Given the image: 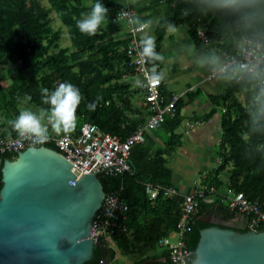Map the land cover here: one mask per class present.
Segmentation results:
<instances>
[{"label": "trees", "instance_id": "16d2710c", "mask_svg": "<svg viewBox=\"0 0 264 264\" xmlns=\"http://www.w3.org/2000/svg\"><path fill=\"white\" fill-rule=\"evenodd\" d=\"M47 1L49 5L44 0H0V132L4 136H18L8 121L19 115L21 105L26 103L48 108V105L42 104L40 90L48 88L51 91L61 83H71L79 89L82 97L75 112V127L71 133L79 134L86 123H93L101 131L125 140L144 125L151 115L148 99L145 106H137L134 102L135 91H142L147 98L146 92L139 86L136 90L132 89L126 80L132 74L139 79L128 53L130 37L127 26V37L124 40L110 36L103 25L95 35L90 36L78 29L77 21L83 18V14L90 12L91 6L99 0H90V3L87 0ZM122 1L100 0L109 9L106 18L117 16L122 9ZM166 2L171 12L167 18L169 23L187 25L194 39H201L198 31L203 29L209 42L201 39L202 42L214 45L225 55L233 54L236 36L225 14L204 10L200 0ZM53 11L68 28L72 47L60 48L59 41L64 30L53 26ZM162 38L163 35L159 34L155 39L158 53ZM6 66L13 67L9 84L4 83ZM160 66L161 63L159 71ZM161 92L167 102L174 97H167L162 86ZM240 93L236 88L228 86L223 94L217 96V103L222 107L221 159L216 174L205 179L202 184L209 190L214 188V194L208 193V198L200 199L199 211L193 218L192 231L186 241L194 251L201 229L212 225L200 221L201 217L214 211L227 221L239 217L243 220L244 215L231 209L222 200V196L229 190L244 192L248 198L258 200L264 206V153L245 152L243 134L246 131L247 116ZM29 96L30 100L27 99ZM90 103H95L94 110L87 107ZM183 106L184 100L180 97L175 104V112L167 114L162 125L174 131L182 122L180 112ZM177 137L179 141L176 135L172 140ZM261 142H264V138H261ZM46 145L58 149L55 142ZM164 152L162 149L152 155L149 147L138 143L131 151L133 172L123 175L99 174L105 190L108 193L119 192L129 204L126 219L120 221L121 228H116L109 238L101 241L109 246L112 262L118 253H122L133 256L132 264H172L168 249L157 253L154 246L177 228L184 198L177 194H161L152 200L145 186L146 182H153L174 187L172 171ZM17 154L0 151V159L4 161L15 158ZM222 173L227 175L226 180L221 177ZM2 185L0 171V189ZM223 185H226L225 190H222ZM240 225L241 220L237 230H250ZM262 230L264 225L257 231ZM101 260L102 250L99 246L95 248L93 259L85 264H99Z\"/></svg>", "mask_w": 264, "mask_h": 264}, {"label": "water", "instance_id": "95a60500", "mask_svg": "<svg viewBox=\"0 0 264 264\" xmlns=\"http://www.w3.org/2000/svg\"><path fill=\"white\" fill-rule=\"evenodd\" d=\"M16 152L0 159V264H85L99 246V264H111L109 246L91 236L107 195L99 174L78 176L47 145ZM199 220L212 225L200 231L193 264H264V230H237L214 212Z\"/></svg>", "mask_w": 264, "mask_h": 264}, {"label": "clouds", "instance_id": "9594fccd", "mask_svg": "<svg viewBox=\"0 0 264 264\" xmlns=\"http://www.w3.org/2000/svg\"><path fill=\"white\" fill-rule=\"evenodd\" d=\"M136 3L137 0H126L122 9ZM200 5L204 10L225 14L236 40L231 56L216 51L197 53L195 44L188 45L192 63L217 82L244 94L243 108L247 116L243 134L245 152L264 153V142H261L264 138V0H200ZM108 13L109 9L99 0L77 21V27L84 34L95 35ZM115 22L140 34L138 55L141 60L151 63L150 71L143 73L144 80L136 79L135 84L151 87L163 81L165 73L158 68L165 62V56L156 51L155 39L149 34L152 22L125 10L118 12ZM167 31L175 33L177 28L169 23ZM40 92L42 104L48 108H40L38 112L24 109L15 119L8 121L21 139L33 144L46 143L49 130L57 135L71 132L75 127V112L82 99L79 89L71 83H61L51 91L42 88ZM87 107L94 110L96 105L90 103Z\"/></svg>", "mask_w": 264, "mask_h": 264}, {"label": "built area", "instance_id": "2783aa9c", "mask_svg": "<svg viewBox=\"0 0 264 264\" xmlns=\"http://www.w3.org/2000/svg\"><path fill=\"white\" fill-rule=\"evenodd\" d=\"M121 10L129 11L138 15L136 10L126 7ZM120 10V11H121ZM128 33L130 43L128 53L131 57V63L136 67L139 79L144 80V71H150L151 65L140 59L138 55L139 33H134L129 27ZM198 34L206 43L209 38L203 29H199ZM226 56H231L226 54ZM162 81L155 86L142 87L147 94L151 115L144 125H141L133 134L125 140L120 136L103 132L93 123H86L79 134L62 133L60 135H49L46 142H55L60 150L73 164L74 172L78 176L87 173L123 175L126 172H133L131 163V151L134 145L143 143L146 140V133L160 128L167 114L175 112V104L181 97L176 95L170 102L166 101L161 92ZM44 144H33L29 140L21 139L19 136H4L0 132V151L16 152L26 149L30 146H40ZM146 192L149 198L154 200L159 195H182L181 218L177 228L168 236L159 240L161 246H165L170 254L172 264H193L195 251L187 245V236L192 231L193 218L199 211L200 199L208 198L209 194H214V188L210 190L206 185L198 183L192 193H183L172 186H165L159 183L146 182ZM209 193V194H208ZM233 210H238L244 215L241 223L246 220L247 228L258 230L264 225V206L258 200L248 198L244 192H235L229 190L222 196ZM129 204L119 192H107L105 203L100 216L95 218L91 229V236L96 242L109 238L116 228H121V220L126 219ZM124 230L126 227H122Z\"/></svg>", "mask_w": 264, "mask_h": 264}, {"label": "crops", "instance_id": "0c3cea01", "mask_svg": "<svg viewBox=\"0 0 264 264\" xmlns=\"http://www.w3.org/2000/svg\"><path fill=\"white\" fill-rule=\"evenodd\" d=\"M87 3H90V0H87ZM122 3L125 5L126 0ZM127 6L133 7L142 20L152 22L149 34L154 39L159 34L163 35L159 51L165 56V62L160 66V71L165 73L162 87L167 97L180 95L184 100L180 112L183 118L181 124L174 131L165 125L148 131L143 143L151 149L152 155L158 150H165L164 156L172 171L174 187L183 193H192L200 183L198 176L203 174L202 182H204L205 179L212 178L216 174L219 166L221 149L217 151L216 146L221 144L222 107L217 103L216 98L223 94L228 86L217 82L207 72L198 70L192 63L187 46L195 44L197 53L216 51L215 49L218 48L202 42L199 38L194 39L189 27L184 24L175 25L177 31L169 33L167 18L171 12L166 0H137L135 5ZM115 21L116 17H108L102 25L113 38L126 39V26L121 27ZM220 51L226 56L222 50ZM130 79L136 80L138 77L134 74L126 77V80ZM132 89L136 90L138 86ZM241 94L243 93L239 94L240 98ZM133 96L137 106L147 105V98L142 91H135ZM28 110L35 112L31 108ZM49 135L57 134L49 130ZM175 135L179 136V141L178 137L172 140ZM176 141L179 143H175ZM226 176L225 173L221 174L224 180ZM225 186H222V190L226 189ZM240 220L242 218L239 217L233 222L238 224Z\"/></svg>", "mask_w": 264, "mask_h": 264}, {"label": "rangeland", "instance_id": "374dc122", "mask_svg": "<svg viewBox=\"0 0 264 264\" xmlns=\"http://www.w3.org/2000/svg\"><path fill=\"white\" fill-rule=\"evenodd\" d=\"M44 3L49 5L47 0H44ZM51 16L53 17V26L56 29L62 28L64 30L62 38L59 41L60 48L61 47H68V46L72 47V40H71V37H70V33L68 32V28L62 23L61 19L58 17V15H57V13L55 11L52 12ZM55 50H57V49H55ZM215 50L218 53L221 54V51H220L221 49L218 48V49H215ZM12 70H13L12 66H6V68L4 70V76H5L4 83L5 84H9L11 82ZM135 81L136 80H134V79H130L129 80L130 84L132 85L131 86L132 88H136V86H137L135 84ZM241 98H242V100H244V94H241ZM216 99L218 100V98H216ZM28 108H31V109L35 110V112H38L39 109H40L39 107H37L35 105H32V104L28 105L26 103H23L21 105V109L22 110L28 109ZM218 112H221V111H218ZM221 136H222V133H221ZM216 149H217V151H219L221 148H220V146H216ZM216 154L218 155V153H216ZM219 154H220V152H219ZM218 156H217V158H218ZM202 175L203 174L198 176L200 184H204V182H202L203 181ZM154 247H155V251L157 253H161V252H163L164 250L167 249L165 246H161L159 244V242H156ZM132 257L133 256H126V255H123L122 253H118L117 258L111 264H132L134 262V258H132Z\"/></svg>", "mask_w": 264, "mask_h": 264}, {"label": "flooded vegetation", "instance_id": "af4514ba", "mask_svg": "<svg viewBox=\"0 0 264 264\" xmlns=\"http://www.w3.org/2000/svg\"><path fill=\"white\" fill-rule=\"evenodd\" d=\"M217 215V214H216ZM218 216V215H217ZM218 217H220V216H218Z\"/></svg>", "mask_w": 264, "mask_h": 264}]
</instances>
